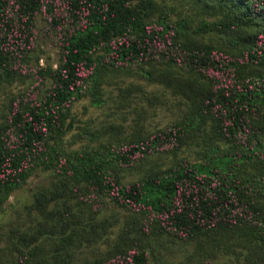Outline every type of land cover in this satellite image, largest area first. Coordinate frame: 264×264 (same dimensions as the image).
<instances>
[{"label": "trees", "instance_id": "16d2710c", "mask_svg": "<svg viewBox=\"0 0 264 264\" xmlns=\"http://www.w3.org/2000/svg\"><path fill=\"white\" fill-rule=\"evenodd\" d=\"M193 2V14L171 19L167 5L152 15L153 0H0V83L49 79L36 99L10 101L0 123V208L34 170L50 169L56 179L36 200L50 193L59 210L100 193L127 211L101 264H155L150 235L225 233L247 250L199 264H264V0ZM39 14L54 30L56 66L31 62ZM146 64L198 86L185 115L151 133L72 146L73 105L101 99L103 70L149 78ZM194 140L195 158L176 156ZM154 153L175 157L123 180L120 167Z\"/></svg>", "mask_w": 264, "mask_h": 264}, {"label": "rangeland", "instance_id": "374dc122", "mask_svg": "<svg viewBox=\"0 0 264 264\" xmlns=\"http://www.w3.org/2000/svg\"><path fill=\"white\" fill-rule=\"evenodd\" d=\"M193 1L153 0L152 15L156 16L164 5L170 7L171 19L193 14ZM37 25L39 35L31 62L35 68L56 66L60 50L54 30L41 14ZM145 66L150 69L149 78L147 74L115 67L103 70L99 78L101 99L92 102L91 97L85 96L73 105L74 127L67 136L69 139L74 133L72 146L151 133L185 115L198 96V86L191 88L180 79V74H173L176 70L164 65ZM48 83V78L36 74L0 83V123L10 101L34 100ZM77 131L80 134H75ZM201 147L191 141L176 156L195 158ZM174 157L173 153H154L138 161L136 168L120 167V173L123 180H132L153 165L167 164ZM55 179L50 169H36L4 201L0 208V264H101L107 256L108 247L125 224V208L100 193L59 210L50 193L41 202L36 200L45 187H52ZM239 239L225 233L215 238L201 237L197 242L162 234L150 235L145 244L151 263L199 264L206 259L231 260L243 254L247 248Z\"/></svg>", "mask_w": 264, "mask_h": 264}]
</instances>
